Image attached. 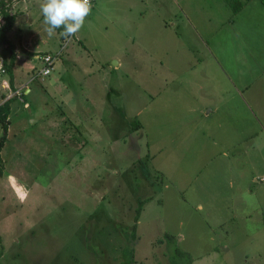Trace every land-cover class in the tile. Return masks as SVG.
Segmentation results:
<instances>
[{
    "label": "rangeland",
    "instance_id": "rangeland-1",
    "mask_svg": "<svg viewBox=\"0 0 264 264\" xmlns=\"http://www.w3.org/2000/svg\"><path fill=\"white\" fill-rule=\"evenodd\" d=\"M4 1L17 57L14 90L0 75V264L116 263L149 195L131 264H264V145L239 133L256 105L233 87L264 90V0H91L67 39L48 36L42 0ZM45 53L51 72L24 92Z\"/></svg>",
    "mask_w": 264,
    "mask_h": 264
},
{
    "label": "trees",
    "instance_id": "trees-1",
    "mask_svg": "<svg viewBox=\"0 0 264 264\" xmlns=\"http://www.w3.org/2000/svg\"><path fill=\"white\" fill-rule=\"evenodd\" d=\"M247 0H243V2H246ZM235 7H238V0H232ZM240 4V3H239ZM15 20L14 13L9 12V5L4 0H0V59L2 62V66L4 68V74L6 76V79L8 81V86L12 88V66L16 60V53L14 50L13 43L8 39L6 36L7 32L12 28V25ZM57 32H61L62 29H57ZM14 90V88H13ZM13 96L7 97L5 100H3L0 103V148L3 146L5 140H6V134H7V126L9 124L8 121V114H9V102L12 100ZM138 165L141 166L140 173L143 174V177H146V169L144 167L145 163L143 160L136 158ZM2 168V160L0 158V173ZM151 199V196H145V197H136L134 206L132 208L133 215L131 219V224L129 226V232L128 235L125 237V243L129 246V248L126 250L127 254H124V256H121V259L113 264H131L133 263V254H132V248L130 247L133 241L135 240V231H136V225L137 220L140 214V211L142 210L143 205ZM163 240L171 241L173 239V236L164 233L162 235ZM161 240L158 239L157 242H160ZM174 255L179 258L183 259L187 263L190 262V257L187 253L179 250L176 246L173 248Z\"/></svg>",
    "mask_w": 264,
    "mask_h": 264
},
{
    "label": "clouds",
    "instance_id": "clouds-1",
    "mask_svg": "<svg viewBox=\"0 0 264 264\" xmlns=\"http://www.w3.org/2000/svg\"><path fill=\"white\" fill-rule=\"evenodd\" d=\"M40 11L48 36L59 33L67 39L75 36L85 25L91 12L90 0H42Z\"/></svg>",
    "mask_w": 264,
    "mask_h": 264
},
{
    "label": "crops",
    "instance_id": "crops-1",
    "mask_svg": "<svg viewBox=\"0 0 264 264\" xmlns=\"http://www.w3.org/2000/svg\"><path fill=\"white\" fill-rule=\"evenodd\" d=\"M15 47L16 46L14 45V50L16 51ZM16 57H17V55H16ZM22 68H23V66L20 64V69L22 70ZM14 70H15V66L13 64V66H12V86H13L12 89L14 88L13 82H15V74H14L15 71ZM250 83L251 82H242V83H239V85H236V84L233 85L235 90L242 89L243 92H247L249 90L248 94L251 97V99L255 102V105H256L255 110L253 111V114H252V118H253L252 122L249 119H247L245 121H241L239 118H237V120L239 121L238 130H239V133L241 132V135L244 136V139H246V141L254 140L253 144L260 146L261 144L264 145V99H263L264 90H262V87L259 85H256L255 87L251 88L252 84L250 85ZM22 84H23V82H22ZM27 90H29V89L25 85L24 92H26ZM242 90H239V91H242ZM243 102L246 106H249V108L252 107V105H249V102H247L246 100H243ZM9 109H10V107H9ZM225 110L230 114H234V107L227 106L225 108ZM208 112H211V110L210 109L206 110V113H208ZM244 139H243V141H244ZM261 139H263V142ZM238 142H240V140ZM238 146H239V144H238ZM261 176H259V178ZM262 177H264V176H262ZM259 178H257V179L255 178V181L257 180L260 183H264V180L261 181ZM259 193H261V192H259ZM263 193H264V188H263ZM251 194H252V192L246 194L244 208L249 209L252 207L248 201L249 196Z\"/></svg>",
    "mask_w": 264,
    "mask_h": 264
},
{
    "label": "built area",
    "instance_id": "built-area-1",
    "mask_svg": "<svg viewBox=\"0 0 264 264\" xmlns=\"http://www.w3.org/2000/svg\"><path fill=\"white\" fill-rule=\"evenodd\" d=\"M91 3V0H90ZM40 61H41V66L39 69L35 70L33 72V74L30 76L29 79H27L25 82H23V84L21 85V87L25 86L27 83H29L30 81L39 78L42 79L43 77H45L46 75H48L51 72L52 69V65H53V61L55 59L54 55L51 54H43L39 57ZM1 60V59H0ZM4 73V68L2 66V62L0 61V75ZM1 84L5 85V87L8 86V82L6 80H2ZM15 94L18 93L17 90L14 91ZM12 96V95H11ZM261 181L264 180V177H260L259 178Z\"/></svg>",
    "mask_w": 264,
    "mask_h": 264
}]
</instances>
